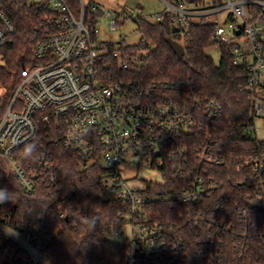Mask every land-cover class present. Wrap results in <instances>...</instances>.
<instances>
[{"label":"built area","instance_id":"1","mask_svg":"<svg viewBox=\"0 0 264 264\" xmlns=\"http://www.w3.org/2000/svg\"><path fill=\"white\" fill-rule=\"evenodd\" d=\"M159 1L162 9L152 22L167 20L182 36L190 25L209 24L212 46L227 47L233 64L246 68L251 115L245 132L254 134L258 149L243 166L260 177L264 139L257 134L264 130V0ZM104 14L110 10L85 0H0V49L12 44L21 25L28 28L20 60L26 67L8 98L0 83V156L28 194L39 183L52 187L58 182V148L76 158L78 178L101 168L96 195L124 203L120 227L106 234L127 250L126 258L116 264H182L187 253L179 238L161 222L151 223L143 212L150 202L172 195L153 193L148 185L166 183L167 175L180 177L184 183L177 199L188 205H197L218 188L191 163L188 148L194 135L204 136L195 147L196 162H220L212 151L211 136L222 105L196 96L192 102L190 96L183 100L191 91L182 82L145 85L127 78V57L96 39ZM209 17L216 21L205 23ZM116 25L111 20L110 30ZM5 66L0 52V69ZM128 166L154 169L162 181L149 182L144 191L131 190L121 174ZM185 222L203 230L213 221L202 211H193L186 213ZM54 237L43 227H13L0 219V249L4 242H13L25 255L24 264H50L42 243ZM220 246L213 249L212 242L210 256L219 257Z\"/></svg>","mask_w":264,"mask_h":264},{"label":"trees","instance_id":"2","mask_svg":"<svg viewBox=\"0 0 264 264\" xmlns=\"http://www.w3.org/2000/svg\"><path fill=\"white\" fill-rule=\"evenodd\" d=\"M141 40L136 46H120L127 57V78L150 85L154 82H182L191 93L185 96L217 101L222 105L221 118L212 132L214 156L219 163L198 164L196 145L205 140L196 136L190 142L188 156L201 173L218 185L197 205L183 204L177 199L184 180L174 175L165 176L166 183H151L148 189L168 199L147 204L144 213L151 223L161 222L171 234L179 238L187 256L182 264H264V173L256 177L244 162L257 153V141L245 132L251 104L246 89V68L234 65L230 49L220 48V61L216 65L205 50L212 46L213 27L209 24L190 25L182 36L169 21L151 22L137 19ZM27 30L20 26L11 45L1 48L6 66L0 69V83L12 93L26 64L20 62ZM169 41L180 43L184 55L174 54ZM182 42V43H181ZM29 57V55H28ZM30 58V57H29ZM262 148L264 142H261ZM58 182L52 187L39 183L28 194L15 177L9 174L0 156V219L13 227L36 225L55 234L42 243L50 264H116L126 258L124 245L109 241L106 234L120 227L119 213L124 203L105 201L96 193L100 186L94 167L78 178L77 160L73 154L58 148ZM202 211L213 221L208 228L195 229L186 224V213ZM64 218H59V213ZM181 217V218H180ZM185 219V220H184ZM219 230H217V228ZM219 244L220 256H210V244ZM242 251V252H241ZM26 257L13 242H4L0 249V264H24Z\"/></svg>","mask_w":264,"mask_h":264},{"label":"rangeland","instance_id":"3","mask_svg":"<svg viewBox=\"0 0 264 264\" xmlns=\"http://www.w3.org/2000/svg\"><path fill=\"white\" fill-rule=\"evenodd\" d=\"M94 5H98L102 11L110 10V14H104L97 25L98 32L96 39L104 44H111L115 48L120 46H136L141 40V34L138 31L137 19L148 18L154 21V15L162 9L159 0H85ZM124 10L132 14L128 17ZM223 13L218 17V23L222 24ZM114 20L116 28L110 30L109 22ZM205 23H214L216 19L206 18ZM197 22V21H195ZM182 43V42H181ZM207 56L211 57L213 62L218 65L220 61V50L214 46H209L205 50ZM251 115V114H250ZM258 138L264 139V130L257 134ZM121 174L126 185L134 191H144L149 182H161L162 178L158 171L154 169L141 168L137 170L133 166L124 167ZM111 241H117L113 237H108Z\"/></svg>","mask_w":264,"mask_h":264},{"label":"water","instance_id":"4","mask_svg":"<svg viewBox=\"0 0 264 264\" xmlns=\"http://www.w3.org/2000/svg\"><path fill=\"white\" fill-rule=\"evenodd\" d=\"M127 16L131 17L132 14L127 11ZM168 43L176 56L182 57L184 55V48L180 43L175 41H169Z\"/></svg>","mask_w":264,"mask_h":264},{"label":"clouds","instance_id":"5","mask_svg":"<svg viewBox=\"0 0 264 264\" xmlns=\"http://www.w3.org/2000/svg\"><path fill=\"white\" fill-rule=\"evenodd\" d=\"M0 191H6V189H0ZM4 202H5V200L0 199V203H4Z\"/></svg>","mask_w":264,"mask_h":264}]
</instances>
